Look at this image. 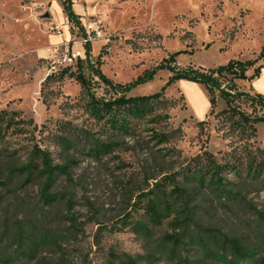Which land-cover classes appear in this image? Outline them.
<instances>
[{
	"label": "rangeland",
	"instance_id": "obj_1",
	"mask_svg": "<svg viewBox=\"0 0 264 264\" xmlns=\"http://www.w3.org/2000/svg\"><path fill=\"white\" fill-rule=\"evenodd\" d=\"M246 1L73 0L85 39L82 29L69 22L61 0H0V113H8L5 120L13 118L11 127H4L0 151H14L24 162L37 145L50 150L59 163L66 155L55 135L64 122L99 127L84 110L86 96L73 77L78 72L92 81L99 98L117 95L95 69L122 86L153 72L151 80L126 96H149L165 87L164 97L174 102L173 107L159 110L157 118L137 121L140 143L131 140L134 149L124 147L101 163L78 159V187L71 207L61 199L62 181L54 192L60 200L52 206L40 201L39 180L0 185V264L14 255L17 264H126L129 258L138 264H180L162 255L161 245L182 232L181 221L176 220L184 216L171 212L159 225L148 221L144 194L155 181L147 182V177L163 171L161 177H173L167 186L172 190L182 185L186 174L206 165L209 157L236 166L240 177L228 170L225 175L243 182L235 200L208 193L194 203L198 221L197 226L188 223L189 233L200 231L206 241L213 234L238 239L252 253L246 263L264 264V183L253 178L257 167L264 180L263 103L236 98L237 112H245L251 120L263 119L243 123L232 111L223 112L228 103L219 90L211 107L203 85L188 80L167 84L174 69L206 72L231 60L251 62L246 75L253 74L264 59L260 51L264 14L257 7L253 11ZM85 41L90 43V59ZM179 51L183 53L173 61L172 54ZM221 82L226 90L235 86L257 100L248 80L226 74ZM22 119L32 123L23 124ZM157 131L169 133L168 140L156 142ZM34 243L36 257L23 258L24 249ZM192 247L179 248L193 258L197 253ZM227 253L231 259V249Z\"/></svg>",
	"mask_w": 264,
	"mask_h": 264
},
{
	"label": "trees",
	"instance_id": "obj_2",
	"mask_svg": "<svg viewBox=\"0 0 264 264\" xmlns=\"http://www.w3.org/2000/svg\"><path fill=\"white\" fill-rule=\"evenodd\" d=\"M63 11L66 14L69 22L73 26L82 29V35L86 39V33L82 26L79 16L73 10V0H61ZM90 43L85 41V49L87 59H90ZM264 51V46L263 50ZM183 53L182 51L172 54L171 59H176L177 55ZM82 59H78L81 64ZM251 62H241L239 60H231L226 65L219 66L209 71L203 72L200 69H185L172 70L174 75L169 79L168 85L179 80H188L203 85L209 95L211 107H214L216 98L215 90H219L222 97L228 103V111L238 115L243 123H257L262 121V118H255L251 120L245 112H237L233 106V101L236 98L244 97L255 103L258 102L264 105V96L257 94V100L252 99L247 93L238 92L235 86H230V90L223 88L221 78L226 74L233 75L234 78L252 81L260 74L262 66L254 69L251 76L246 75L247 68ZM237 66L240 67L238 72ZM94 69V66H90ZM171 69V68H169ZM153 72L144 74L137 80L129 83L127 86L115 85L108 79L99 69H95V75L106 85H110L116 91L117 96L111 98L97 97L92 91V81L82 72H78L75 77L77 82L81 85L83 93L86 96L84 110L89 118L98 123L97 127H79L70 122H64L61 125V130H58L55 135L56 143L66 155L63 156L62 161L57 163L53 158L50 150L35 145L29 157L22 162L21 158L16 155V152L10 150L0 151V185L7 187L14 182H24L25 185L33 184L37 180L40 181V201L46 206H52L55 202L59 201L55 192V187L59 181L64 182L63 192L61 199L65 205L71 207L76 198L77 180L75 178L76 170L79 167L78 159L80 157L90 158L95 162H102L104 157H111L116 151H125L134 149L135 145H131L130 141L133 140L135 144L140 143L138 135L137 121L144 120L148 117L157 118L159 115L156 113L161 109H168L174 106L172 100L164 97L163 91L165 87L152 95L141 97H127L126 93L132 90L137 85L146 83L153 78ZM48 81V79L46 80ZM235 90V94H232ZM119 95V96H118ZM7 112L0 113V138L5 134L4 127H11L12 120H5ZM21 123H32V120H20ZM7 128V129H8ZM156 142L164 143L169 138V133L157 131L153 137ZM131 145V146H130ZM148 147V146H145ZM156 153V152H155ZM117 158V156H114ZM157 160L158 156L154 154L153 157ZM206 165L186 174L182 185H175L172 190H168L167 186L173 180V177H161L163 171L158 174L147 177L155 181L154 187L147 193L145 197L147 202L144 206L145 215L148 221L154 225L161 224L162 220L171 212L183 215L181 221V231L175 235H170L169 240L162 243V255H170L171 259L177 260L180 264H249L246 259L252 256V253L247 249L238 239L222 236L218 238L217 235H209L206 241L202 232L189 233L188 223H194L197 226L198 213L197 207H191L194 203L199 201L205 194H212L220 198V200H235L238 196L235 194L237 188L243 182H234L230 180L225 172L239 176V170L232 164H219L212 157L208 158ZM252 169V168H250ZM254 172V179L264 183L262 176L258 174L259 170L256 167ZM250 171V170H249ZM251 172V171H250ZM147 176V175H146ZM158 177L161 179L157 180ZM172 183V182H171ZM170 183V184H171ZM264 185V184H263ZM124 189L126 187L124 186ZM141 191V190H139ZM133 193V192H132ZM144 193V192H143ZM199 206V205H198ZM178 209V210H177ZM143 224V223H142ZM141 224L142 227H144ZM183 225L185 227H183ZM139 226V225H138ZM145 232H149L146 228ZM37 243L29 245L24 249V257L34 259L37 252ZM196 249L197 256L189 257L184 256L180 251V246H191ZM222 247L219 250V247ZM228 249L232 251V258L229 259ZM154 259V255L147 256ZM157 259V258H155ZM160 259V258H158ZM252 259V258H251ZM18 257L7 256L3 263L17 264ZM57 264H63L62 262ZM126 264H138L134 259L129 258Z\"/></svg>",
	"mask_w": 264,
	"mask_h": 264
},
{
	"label": "crops",
	"instance_id": "obj_3",
	"mask_svg": "<svg viewBox=\"0 0 264 264\" xmlns=\"http://www.w3.org/2000/svg\"><path fill=\"white\" fill-rule=\"evenodd\" d=\"M246 3L250 5V7L251 6L253 7V11L256 10L257 7L264 14V0H247ZM260 48H261L260 51L263 50V47ZM261 66L262 68L259 76L252 81H248L247 85L249 86V89H251V91L264 96V59L261 61ZM184 83L190 84L192 85V87L194 86L193 88H197L199 86L194 83H188V82H184ZM200 117H203V115Z\"/></svg>",
	"mask_w": 264,
	"mask_h": 264
},
{
	"label": "bare ground",
	"instance_id": "obj_4",
	"mask_svg": "<svg viewBox=\"0 0 264 264\" xmlns=\"http://www.w3.org/2000/svg\"><path fill=\"white\" fill-rule=\"evenodd\" d=\"M189 83V82H188Z\"/></svg>",
	"mask_w": 264,
	"mask_h": 264
}]
</instances>
